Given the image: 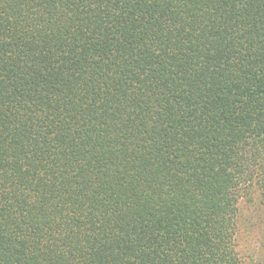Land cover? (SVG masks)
Here are the masks:
<instances>
[{
  "label": "trees",
  "instance_id": "trees-1",
  "mask_svg": "<svg viewBox=\"0 0 264 264\" xmlns=\"http://www.w3.org/2000/svg\"><path fill=\"white\" fill-rule=\"evenodd\" d=\"M264 210V0H0V264H245Z\"/></svg>",
  "mask_w": 264,
  "mask_h": 264
},
{
  "label": "rangeland",
  "instance_id": "rangeland-1",
  "mask_svg": "<svg viewBox=\"0 0 264 264\" xmlns=\"http://www.w3.org/2000/svg\"><path fill=\"white\" fill-rule=\"evenodd\" d=\"M237 240L245 264H264V210L257 200L241 201Z\"/></svg>",
  "mask_w": 264,
  "mask_h": 264
}]
</instances>
